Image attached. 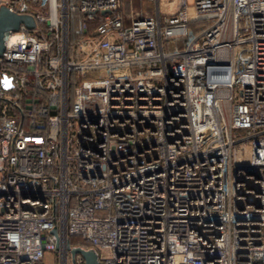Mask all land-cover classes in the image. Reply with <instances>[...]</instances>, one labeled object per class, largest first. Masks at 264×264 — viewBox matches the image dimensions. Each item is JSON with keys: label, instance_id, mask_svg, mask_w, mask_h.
Wrapping results in <instances>:
<instances>
[{"label": "built area", "instance_id": "built-area-1", "mask_svg": "<svg viewBox=\"0 0 264 264\" xmlns=\"http://www.w3.org/2000/svg\"><path fill=\"white\" fill-rule=\"evenodd\" d=\"M133 1L0 0V264H264V0Z\"/></svg>", "mask_w": 264, "mask_h": 264}, {"label": "water", "instance_id": "water-1", "mask_svg": "<svg viewBox=\"0 0 264 264\" xmlns=\"http://www.w3.org/2000/svg\"><path fill=\"white\" fill-rule=\"evenodd\" d=\"M20 24L25 25L28 29H32L35 21L31 14L9 11L4 5H0V54L3 50L4 38L9 31H17ZM49 233L57 237L56 227L50 229ZM56 245L57 243L55 242ZM66 247L69 250L71 263L74 262L75 254H80L84 264H101L97 259L96 252L92 248L84 249L80 246H70L69 242L66 243Z\"/></svg>", "mask_w": 264, "mask_h": 264}, {"label": "rangeland", "instance_id": "rangeland-1", "mask_svg": "<svg viewBox=\"0 0 264 264\" xmlns=\"http://www.w3.org/2000/svg\"><path fill=\"white\" fill-rule=\"evenodd\" d=\"M179 0H158L156 4L150 3L145 0H134L132 3V7L135 10H142L143 12H152L155 10V6H159L160 12L164 13H171L173 12L177 5ZM192 0H188V3H191ZM159 3V4H158ZM178 44H181V42H178ZM182 45V44H181ZM179 45V46H181ZM54 251H45L43 256V264H54L53 259V253Z\"/></svg>", "mask_w": 264, "mask_h": 264}, {"label": "trees", "instance_id": "trees-1", "mask_svg": "<svg viewBox=\"0 0 264 264\" xmlns=\"http://www.w3.org/2000/svg\"><path fill=\"white\" fill-rule=\"evenodd\" d=\"M192 25H193V24H190V26H192ZM181 44H182V42H181ZM181 44H179V45H181ZM75 240H76L75 238H71V239H70V243H71V244H75Z\"/></svg>", "mask_w": 264, "mask_h": 264}, {"label": "bare ground", "instance_id": "bare-ground-1", "mask_svg": "<svg viewBox=\"0 0 264 264\" xmlns=\"http://www.w3.org/2000/svg\"><path fill=\"white\" fill-rule=\"evenodd\" d=\"M9 35H10V36H11V35H14V32H13V33H10ZM11 39H13V38H11Z\"/></svg>", "mask_w": 264, "mask_h": 264}]
</instances>
